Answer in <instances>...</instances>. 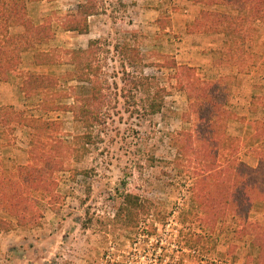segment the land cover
<instances>
[{"label": "rangeland", "instance_id": "rangeland-1", "mask_svg": "<svg viewBox=\"0 0 264 264\" xmlns=\"http://www.w3.org/2000/svg\"><path fill=\"white\" fill-rule=\"evenodd\" d=\"M81 1L28 0V10L37 24L50 17L55 31L49 42L37 45L40 50L86 48L90 39H100L101 76L109 94L106 123L93 130L94 142L87 150L76 152L67 170L59 172L58 200H50L43 190L28 194V205L40 216L38 223L0 231V264H256L258 248L249 244L248 236H236L243 210L233 184L225 195L230 207L224 211L211 207L225 193L223 185L217 186L224 173L230 172V182L237 184L238 170L231 164L238 157L255 168L256 177H264L262 155L256 152L264 146L256 133L257 121H264V20L241 28L249 37L245 51L238 54L228 52V36L222 31H188L202 8L238 15L237 7L208 0H99L105 11L89 20V34L64 30L61 18ZM210 18H205L206 24ZM11 31L19 34L24 28L14 26ZM125 44L138 48L144 62L134 66L123 62L118 48ZM30 53L34 51H23L17 69L7 70L9 78L0 82V102L14 101L4 105L59 120L62 125L52 135L72 141L85 129L71 111L47 112L39 107L41 96L24 98L15 86L13 75L21 87L32 71ZM173 61L195 66V76L211 84L214 104L226 110L218 122L201 120L207 116L203 110L195 113L188 89L171 69ZM43 65L52 66L50 74L74 68L66 58L62 64ZM124 68L158 77L165 86L160 112L145 110L143 92L124 93ZM89 87L62 78L54 95L70 93L58 98L72 104V96L88 93ZM32 130L14 120L0 122L1 176L31 163ZM228 164L230 171L224 170ZM209 170L224 172H214L206 198L194 197V182ZM126 193L140 196L149 206L138 224L118 215ZM197 200H204L206 209ZM254 202L249 218L264 222V200ZM200 214L218 218L213 229L200 221ZM9 216L0 210V220Z\"/></svg>", "mask_w": 264, "mask_h": 264}, {"label": "trees", "instance_id": "trees-1", "mask_svg": "<svg viewBox=\"0 0 264 264\" xmlns=\"http://www.w3.org/2000/svg\"><path fill=\"white\" fill-rule=\"evenodd\" d=\"M207 3L237 7L240 14L235 15L231 12L202 8L195 22L190 24L188 31H222L228 36V52L234 51L239 54L245 51L244 47L249 34L241 28L247 23L251 24L256 20H264V0H208ZM104 11L99 0H83L78 3L76 10L66 13L61 18L60 26L66 31L88 33L90 31L89 18L104 13ZM209 16H211V22L208 21L206 24L205 18ZM50 20V17H46L41 24L35 23L29 14L28 0H0V82L9 78L8 71L17 69L23 51L33 50L36 64H62L63 59L66 58L67 63L74 66L72 70H68L65 74L29 72L24 77L20 89L28 98L36 95L41 96L39 107L47 112L71 111L74 119L81 123L85 131L73 136V140L69 141L62 136L52 135L54 130L59 131L62 125L59 120L29 115L27 110H18L14 105L0 106V122L8 119L14 120L33 129L30 144L31 163L20 165L16 171H9L2 176L0 175V210L8 212L10 215L9 218H1L0 231L2 229L8 230L14 225L33 226L38 223L40 216L34 214L36 212L28 205L27 200H31L28 194L43 190L50 196V200H58L60 196L57 191L59 172L67 170L68 163L76 152L81 149L87 150V145L94 142L93 130L106 123L105 108L109 94L101 76L100 39H91L86 48L40 50L37 45L49 42L55 35ZM14 26H22L24 31L15 34L11 31ZM238 26H241L239 28L241 36L238 35L237 37ZM118 51L123 62L130 66L144 62L141 51L130 44H125L120 50L118 48ZM157 64L161 67L166 66L165 63L161 64V62H157ZM195 68V66L187 63L176 61H173L171 65V69L175 71L174 75L178 76L182 88L188 89L192 106L196 110L195 113L203 110V114L206 113L207 116H200L201 120L205 121L204 119H206L207 122H214L215 124L226 110L221 105L216 107L214 104L215 94L211 92V84L209 86L207 82L196 77ZM62 78L89 83L88 93L74 94L72 104H62L58 97L64 98L66 95L70 97V93L59 94L58 97L54 95V92L57 94L59 91ZM122 78L124 93L132 94L133 91L144 93L145 110L148 113L155 114L162 110L165 86L160 84L158 77L144 72L134 74L124 68ZM253 97L255 98V96ZM257 122L261 125L257 126L256 133L261 135L260 139L264 145V121L258 120ZM41 135L45 136L46 139H43ZM212 142L215 143V140L213 139ZM217 145L215 144V146ZM261 148L258 147L257 151L256 148L253 150L262 155L260 163L264 167V146ZM235 161L231 165L238 170L237 184L230 182L232 181L230 172L228 175L224 173L220 178L224 180L217 186L223 185L225 193L222 194L223 197L220 202H218L219 195H217L213 203L218 202V205L212 206L211 209L216 208L219 211H224L230 207L231 201L225 195L232 189L233 184L234 194L239 200L238 207L243 210L236 236L239 239L248 236L249 244L258 248L259 251L255 258L256 264H264V222L249 218L251 209L256 205L254 200H264V177L261 180L256 177L255 168L242 158L238 157ZM231 165L224 166V170L230 171ZM209 171L210 173L203 175L194 182L192 186L194 197L204 199L212 191L209 187L210 179L215 178L214 175L218 170ZM220 171L224 172L223 170ZM220 171H218L219 174H221ZM197 201L201 207L206 209L204 200ZM148 211L147 202L141 200L140 196L126 193L118 215L124 214L134 224H138L141 216ZM199 218L205 226L211 229L214 228L218 219L216 216L201 214Z\"/></svg>", "mask_w": 264, "mask_h": 264}, {"label": "crops", "instance_id": "crops-1", "mask_svg": "<svg viewBox=\"0 0 264 264\" xmlns=\"http://www.w3.org/2000/svg\"><path fill=\"white\" fill-rule=\"evenodd\" d=\"M31 9V8H30ZM94 16H96V15H93V16H91L90 17V21H91V18L92 17H94ZM91 32V31H90ZM89 34V33H88ZM91 40V39H90ZM46 49H49V48H46ZM33 54V53H32ZM31 53L28 55V66H29V68L28 69H30V70H32L31 72H37V73H49V71L52 69L51 67V65L49 66V65H43V64H41V65H38V64H36L35 62H34V54L32 55ZM25 59V58H24ZM26 60V59H25ZM16 77H18V76H15V75H13L12 76V78H13V80L16 82V85L15 86H17L16 88H18V90L20 89V85H17V81H16ZM18 83H20V80L18 81ZM7 85L8 84H10V83H6ZM1 87V86H0ZM20 94L25 98V94L24 93H22V92H20ZM8 97V96H7ZM6 102H11V103H14V101H9V100H6L4 103H2V102H0V105H4ZM23 106H25V104L23 105ZM23 109V108H22Z\"/></svg>", "mask_w": 264, "mask_h": 264}]
</instances>
